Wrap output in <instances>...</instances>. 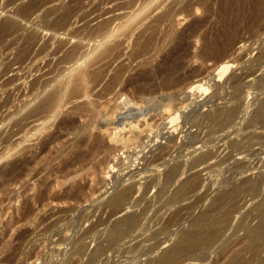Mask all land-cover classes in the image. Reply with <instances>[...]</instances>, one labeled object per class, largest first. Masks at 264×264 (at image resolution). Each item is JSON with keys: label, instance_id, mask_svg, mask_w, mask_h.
Instances as JSON below:
<instances>
[{"label": "rangeland", "instance_id": "1", "mask_svg": "<svg viewBox=\"0 0 264 264\" xmlns=\"http://www.w3.org/2000/svg\"><path fill=\"white\" fill-rule=\"evenodd\" d=\"M37 1L0 0V19L3 20L7 15L14 16L19 23H29V26L42 29L55 16L57 17L58 13L61 14L68 8L71 10L72 20L76 19L71 36L92 43L100 38V34L98 32L95 34V31L91 32L89 29L92 24L90 18H93L92 15L102 13L105 8L112 7L119 0H39L38 3ZM149 1L140 0L139 3V0H133L116 10L114 14L122 11L127 16L136 11L139 4L141 7ZM160 1H164L165 5L176 2L171 7L169 16L158 24L157 44H161L160 36L163 33H185L191 22L202 20L197 32L186 38L190 55L183 58L178 67L171 71L173 74L165 72L163 69L165 66L162 65L163 57L172 45L171 42L161 47L160 52L159 49L155 50L156 48L150 50L144 58L123 55L118 63L101 71V79L98 83L87 80V93L72 91L69 86L61 109L43 133L45 136L43 134L31 136L33 130L31 123L28 122L38 118L47 119L49 114L53 113L47 108L36 110L39 104L37 100L40 102L46 88L61 80L66 73L65 66L71 64L77 55L69 57V60L68 57H63L60 51L53 55L51 52H54V44L43 46L39 42L29 45L26 56L18 61L14 52L23 46L22 40H14L15 36L9 35L0 44V157L14 149L12 153L9 151L7 156L0 159V173H2L0 174V264H152L167 244L175 240L182 231L187 230L200 213L210 209V203L218 193L234 185H240L246 178L257 180L259 189L240 194L242 196L238 200V205L231 212L223 228L225 242L213 245L205 252L198 250L190 252L175 264H221L235 252L245 259H250V264H264V260H261L264 259V250L248 247L245 232L246 225L253 226L258 223L259 218L256 216L258 210L255 206L264 201V121L259 118L252 120L253 116H251L258 103L264 99V22L256 31L243 26L238 28L241 32H237L236 52L229 57L232 66L219 81H214L211 75L215 73V68L220 62L213 58L200 61L196 58L191 59L190 56L196 52L200 44L198 35L205 30L214 31L218 22L221 23L219 0ZM43 2L44 5H40ZM24 4L33 8L29 6L23 11ZM52 6L55 7L54 11L51 9ZM180 8L183 12L178 11ZM184 8L189 10L186 11ZM43 11L50 15L46 16ZM188 11L192 13L188 14ZM108 15L104 14V16ZM226 19L224 16V21ZM222 23L226 24V21ZM53 28L54 26L50 25L49 29ZM186 28L187 31H184ZM36 46L39 48L37 49ZM155 51L157 52L154 54ZM258 54L260 60H256ZM145 58L148 61L142 63ZM67 60L70 62L68 63ZM141 63L144 65H140ZM119 64L127 66L119 67ZM116 67L119 72L115 71ZM164 72L165 74H162ZM167 74L173 75L171 76L173 79L169 76L170 81H173H171L172 86L163 85L162 80L168 77ZM228 74L229 76L234 74V77L226 78ZM236 77L238 85L235 86L233 80ZM138 81H141V84H137ZM190 83L202 84L204 87L203 90L194 92L196 98L195 95L188 97L182 92ZM108 84L110 91L109 88H105ZM86 99H90L91 102L88 103ZM166 102L173 106L169 109L163 107ZM221 103L238 106L235 118H232L230 123L214 124L200 114L215 106H222ZM29 109L32 111L30 112ZM174 110L177 118L172 121ZM95 112L98 113V122L102 124H106L104 121L109 123L110 117H114L113 120L116 118L115 122L117 120L118 123L121 122L124 130L120 134L123 137H119L121 141L118 140L119 144L116 142L115 146L114 141V143L110 142L111 147L106 152V161L99 166L101 169L97 170L96 175L89 172L82 177L75 175L72 172L74 168L69 167L77 151V147L69 142L76 133V131L71 132L73 129L78 130L81 124L78 119L83 120V124L89 114ZM28 114L36 115L27 117ZM72 114L75 116L72 117ZM100 115L105 116L106 119ZM130 123L136 128L135 131L131 129ZM76 124L78 127L75 126ZM129 125L130 130L127 129ZM125 134L128 136L126 137ZM28 135H30L28 139L24 140ZM52 136L54 138H51V143L42 147V140ZM140 142H142L140 146L144 147L137 144ZM72 146L74 149L71 148ZM161 148L164 149L165 155L154 159L153 154ZM208 151L213 156L210 153L205 163L190 165L197 153ZM67 153L72 154L73 157ZM23 159H28L29 163L23 165ZM111 163L113 169L117 171L115 169L109 171L107 167ZM177 164H181L182 167L185 165L184 171L182 170L173 181L166 183L165 173ZM11 166L16 167L14 172H11L9 168ZM37 169L40 172L36 171ZM68 170H71L70 174ZM105 171L111 175V178L106 179V182H109L107 185L100 179ZM194 171L200 175L198 184L186 193L183 200L179 198L177 202L175 199L171 202V192L174 191L176 183L185 180ZM184 173L188 175H185V178H183ZM148 182L149 185H146ZM129 183L134 184L131 196L117 209L109 206L106 200L110 192L114 191L115 187L119 189ZM107 187H110L111 191L105 194ZM125 211L139 217H137L138 228L136 225L133 228L135 230L126 232L116 240L106 239L105 234L112 229ZM80 247L82 250H79Z\"/></svg>", "mask_w": 264, "mask_h": 264}, {"label": "bare ground", "instance_id": "2", "mask_svg": "<svg viewBox=\"0 0 264 264\" xmlns=\"http://www.w3.org/2000/svg\"><path fill=\"white\" fill-rule=\"evenodd\" d=\"M38 1H37V3H38ZM132 1L133 0H119L112 7L110 6V8H107V9L105 8V10H103L102 13H100L96 16L92 15L93 18H90L92 24H90L89 29L91 30V32L95 31L94 32L95 34H96V32H98L100 34V38H98V40H94L95 42H92V43H90L88 41H82V39H80V38L74 39L73 36H71V33H73L72 28L76 24V19L72 20L73 19L72 13H71V10L68 8H66L61 14L58 13L59 15L57 14V17L55 16V18H53V20L50 21V23H48L46 25V27H44L42 29H39V27L36 28L33 26H29V23H19L18 20H16V18H14V16L11 17V16L7 15L8 17L7 16H6V18L4 17L3 20H2V18L0 19V20H2L0 22V44L3 43V40H5V38L9 35H14L15 36L14 40L20 39L23 41V46H21L17 52L16 51L14 52V55L16 56L17 60L19 59L18 61H20V59H22L23 57L26 56L29 45L37 44L39 42L42 43L43 46H47L49 43L54 44V47H55L54 52H51V53H53V55L56 52L60 51V52H62L63 57H68V60H69V57H74L77 55V58L71 64H69L68 66H65V69H66L65 72L66 73L63 75L61 80H58V82L55 81V82H57L55 85L51 86L48 89L46 88L45 94L43 93L44 95L40 99L41 101L39 102L37 100V102L39 104L37 105L36 110L37 109L42 110V109L47 108L49 110H52L53 113L49 114V117L47 119L39 120V118H38V119L30 120L28 122V123H31V129L33 130V132L30 133L31 136L32 135L40 136L45 132L47 125L50 124L49 122L54 117H56V115H57L56 113L61 109L62 104H63L62 102L64 101L63 98H64L67 90H69L68 89V88H70L69 86H71L72 91H76V92L81 91L84 94L87 93V80L89 79L95 83L96 82L98 83V81H100V79H101V73L103 72L102 70H105L107 68L112 67L114 65V63H118L119 59L123 55H127V56L133 57V58L134 57L136 58L139 56H140V58L141 57L144 58V56L148 52H150V50L156 48L155 50L159 49L158 51L160 52L161 47H163L167 42H171L172 45L169 47L167 54L164 57L162 56L163 57L162 65L165 66V68H163V69H165V72H167L168 74L173 69H175V67H178V64L181 63L180 61H182L183 58L188 57L190 55L189 44H188L186 38L188 36L194 35L197 32V30L202 25V20H194L193 22H191L187 27L188 31H187V28H186V30H184V31H187L185 33L182 32L180 34H174V33L170 34V32H166V33L162 32L163 34H162V36H160V37H162L160 39L161 44L158 43L159 44L158 45L156 43V39H159V37L157 38V34H159L158 24L162 20H164L165 18H167L169 16L171 7H173V5L175 4L176 1L173 0L174 1L173 3L172 2L169 4L166 3L167 5H165L164 1L150 0L148 3L142 5L141 7H140L141 4H139V8L136 11L131 12L127 16H125V13L122 11H118L117 13L114 14V12H116V10L123 7V5L129 4ZM210 1H209V3H210ZM26 2H27V0H26ZM44 2H43V4H40V5H44ZM139 3H140V0H139ZM191 3L194 4L193 2H191ZM196 3H197V1H196ZM218 3L220 5L219 6L220 7V17L222 16L221 23L218 22V26L215 27L214 31L205 30L200 35H198L200 44H199L196 52L190 56L191 59L196 58V59H199L200 61H205L207 59L213 58L216 61L220 62L218 67L215 68L216 69L215 73H213L211 75V78L214 81H219L220 78L228 70H230V67L232 66V64L230 63L229 57L236 52L235 44H236V40L238 39L237 38V32H241L240 29L238 30V28L243 26V27L248 28L252 31H256L259 27H261V24H263V22H264V0H219ZM88 4H84V5L87 6ZM98 4H99V2H98ZM184 5H185V2H184ZM29 6H27V5L25 6V4H24V7L22 8L23 11L24 10L26 11L29 8ZM99 6H100V4H99ZM177 6H179V5H177ZM189 6H190V3H189ZM207 6H208V4H207ZM52 7L53 8H51V9H53V11H54L55 7L54 6H52ZM95 7H97V6H95ZM187 7H188V5H187ZM31 8H33V7H31ZM210 8H209V10H211ZM62 9H64V8H61V10ZM89 9H93V8H89ZM186 9L187 8H184V10H186ZM99 10H100V8H99ZM179 10H181V11H179ZM187 10H189V9H187ZM178 11L183 12V10L181 8L178 9ZM43 12L46 13V11H43ZM190 12L192 13V11H188V14ZM17 13L18 12H16V14ZM105 13L109 14V15L104 16ZM184 13H185V11H184ZM9 14H10V12H9ZM20 14H22V13H20ZM45 15L47 16L48 14L46 13ZM224 16L227 18L225 20L226 24L222 23V22H225ZM15 17H16V15H15ZM216 17H218V15H216ZM117 19H119V20L116 21ZM36 20H38V19H36ZM43 20H45L44 17H43ZM203 21H205V20H203ZM214 21H215V19H214ZM171 24H172V22H171ZM50 25L54 26V28L49 29ZM166 27H167V24H166ZM169 29H170V27H169ZM163 31H164V29H163ZM167 31H169V30H167ZM94 33H90V34H94ZM77 35H79V34H77ZM160 40H158V41H160ZM169 45H170V43H169ZM38 48L39 47H37V49ZM36 51L37 50H35V52ZM156 52L157 51H155L154 54ZM33 55H34V53H33ZM147 59L149 60V57ZM147 59L144 61L142 60L141 62L146 63V61H148ZM256 60H260L259 54H258V57H256ZM54 61H55V58H54ZM67 61H65V62H67ZM69 62L70 61H68V63ZM149 62L151 63V61H149ZM52 63H54V62L52 61ZM142 63L140 65L143 66L144 64H142ZM122 66L126 67L127 65L119 64V67H122ZM115 71L119 72V69H117V67H116ZM161 72H163V71H161ZM165 72L162 74H165ZM112 73H113V71H112ZM168 74H167V76H168ZM171 74H173V73L171 72ZM149 75L151 76L152 74H149ZM160 75H161V73H160ZM233 75L231 74V76H229V74H228V76L226 78L230 79L231 77H234ZM113 76H114V74H113ZM169 76L162 80V82L164 81L163 85L172 86L173 81L172 80H171L172 82L170 81ZM171 76H173V75H171ZM143 77H145V76H143ZM148 78H149V76H148ZM236 79H237V77L235 78V80L232 79L235 82L234 83L235 86L238 85V82L236 81ZM174 80H176V79H174ZM176 82H177V80H176ZM139 83L141 84V81H138L137 84H139ZM143 84H145V83H143ZM149 85L150 84H148V86ZM41 86H43V85H41ZM146 86H147V83H146ZM109 87L110 86L108 84V86L105 88H109ZM44 89H45V87H44ZM201 89L202 90L204 89L202 84L190 83V85L188 87H186V89L182 92L185 93L187 96L188 95H195L194 98H196L197 95L194 94V92L201 90ZM101 90L103 91V89H101ZM145 90H146V88H145ZM109 91H110V88H109ZM182 92H181V94H183ZM103 93H106V92L103 91ZM79 94H81V93H79ZM65 98H66V96H65ZM69 98H71V95L69 96ZM88 101L91 102L90 99L87 100V102ZM169 102H170V100H169ZM169 102L164 103L163 107L169 109L171 106L170 105L171 102L170 103ZM82 103H83V100H82ZM222 104L224 105V103H221V105ZM258 104L259 105H257L256 110L254 109L255 110L254 114L251 115V116H253L252 120L259 118V119H261V121L262 120L264 121V99L261 102H259ZM24 105H25V103H24ZM226 105H228V107H224ZM226 105H224L223 107L219 106V105H218V107L215 106L213 109L206 110L205 112L200 113V114H203L204 118H206L207 120H209L212 123L214 122V124L230 123L232 121V118H235L234 115H235V112H236L238 106H237V104H234L232 106H231V104L230 105L226 104ZM163 107H162V109H163ZM85 108H87V107H85ZM136 109H138V108L136 107ZM18 111H17V113H19ZM24 111H26V110H24ZM29 111H30V109H29ZM165 111H166V109H165ZM35 112L36 111H34V113ZM96 112H95L96 115L95 114H89V117L87 118L86 122H84L83 124H82L83 120L81 121L80 119H78L81 124L79 125V127H78V124L75 125L78 127V130L74 126V128L76 130L73 129V132H71V133H74L75 131H76V133H74L73 140L70 139L71 142L68 141L69 144L70 143L72 145L74 144V146L77 147V148L75 147L77 149V151L75 152L74 157L72 155V154H74V151L72 154L67 153L69 155H72L71 157H73L71 164L70 163H67V164L71 165V166L69 165V167L74 168V169H72V172L75 173V175H79V176L82 175V177L89 172L90 173L92 172L95 175L97 174V170L101 169V168H99V166H101L102 163L106 161V158H107L106 152L111 147L110 142L114 141L115 142V143L113 142L114 146L118 140H119L118 142H120L121 139H119V137L122 136L120 133L124 130V126L121 125V122L118 123L117 122L118 120L115 122L114 120L116 118L114 120L112 119L114 117H110L113 121H111L110 118H107V120L110 119V122L108 123V121L107 122L104 121L106 123V124L103 123L104 125L101 122H98V117H97L98 113H96ZM175 112L176 111L174 110V113ZM21 115H22V113H21ZM34 115H36V114H28L27 117L34 116ZM73 115L75 116V114H72V117H74ZM131 116H133V115H131ZM101 117L105 118V116H101ZM106 117H108V116H106ZM125 117L126 116H124V118ZM21 118L23 120V116ZM126 118H128V117H126ZM176 118H177V115L175 113L171 117V120L173 121ZM66 121H68V120H66ZM135 122L136 121L133 122L134 126L137 125V124H135ZM69 123H71V122L69 121ZM131 123H130V125H131ZM1 124H2V122H1ZM21 124H23V123H21ZM21 124H19V125H21ZM110 124L112 126H110ZM58 125L59 124H57V126ZM125 125H126V123H125ZM130 125H129V127L127 126V129L130 128ZM134 126H132L131 129H133L135 131L136 126L135 127ZM8 127H9V125H8ZM13 127H15V126H13ZM125 129H126V127H125ZM128 130H130V129H128ZM27 131H28V129H27ZM171 131H173V129ZM130 133L132 134V132H130ZM138 134H140V133H138ZM138 134H136L135 137H137ZM30 135L25 136V139L24 138L23 139L27 140ZM7 136H9V135H7ZM7 136H4V137H7ZM43 136H45V135L43 134ZM127 136L128 135H126V137ZM132 137H133V140H135L134 135H132ZM132 137H131V139H132ZM51 138H54V137L52 136V137H49L45 140H42V144H41L42 147L51 143V140H52ZM71 138H72V136H71ZM129 139H130V137H129ZM123 141L128 142L130 140H123ZM0 142H1V139H0ZM127 142H125V143L127 144ZM142 142H140V144L139 143H137V144L140 146ZM121 144H123V143H121ZM27 145H29V144H27ZM25 146H26V144H25ZM35 147H36V145H35ZM140 147H144V146H140ZM71 148L74 149L73 146ZM15 150H16V148H15ZM9 151H7L5 154H3L0 157V159L4 156H7L9 154ZM11 151H14V149ZM210 153L211 152H209V151L197 153L192 158L190 165L192 166V165H197L199 163L201 164L205 160L209 159L208 156ZM164 155H165V151L163 148H161V149H158L153 154V158L159 159V158H162ZM211 155H212V153H211ZM69 157L70 156H68V158ZM71 157H70V159H71ZM68 158H66V159H68ZM115 158L118 159V157H116V155H115ZM113 159L114 158L112 157V161H113ZM67 161H69V160H67ZM109 161H111V159ZM28 163L29 162L27 159V160H24V162L22 164L26 165ZM106 165H107V163H106ZM112 165L113 164L111 163V165H109V167H107V168H109V171L111 169H113ZM116 165H114V167ZM184 166L185 165H183V167ZM24 167L25 166H23V168ZM183 167L181 166V164H177V165L170 167L168 169V171L165 173L164 181L166 183L173 181V179L176 176H178V174L184 169ZM9 168L11 169V172L12 171L14 172L16 167L11 166ZM35 168H36V166L34 167V169ZM105 169H106V166H105ZM36 171H38V169ZM68 171L70 174L71 170H68ZM115 171H117V169H115ZM38 172H40V171H38ZM73 173H71V174H73ZM185 173L183 174L184 175L183 178H185V175H187ZM0 174L2 175V173H0ZM69 174L67 173V175H69ZM102 174H103V176H102ZM102 174L100 176L101 177L100 179L102 181H104L106 185L109 184V182H106V179L111 178V175L108 174V171L107 172L105 171ZM199 176L200 175L194 171L192 174H189V176L185 180L179 181L180 183L178 181H177L178 183H176V181H175L177 187L175 185V189H173L174 191L171 192L172 193V195L170 197L171 200L170 199L169 200L171 202H172V200L174 201V199L177 202L179 198H181L183 200V197L185 198L186 193H188V191H191V189L194 188L198 184V182L200 180ZM117 178H118V175H117ZM110 180H112V179H110ZM113 181H115V180L113 179ZM131 183H133V182H131ZM146 185H149V182ZM112 186H113V184H111L110 187H112ZM110 187L105 188L106 189V191H104L105 194L109 193L108 191L110 190L109 189ZM228 188H226V189H228ZM113 189H114V187H113ZM258 189H259V182L257 180H252V179L246 178L243 180V182L240 185H234L231 188H229L228 190H224V191L218 193L215 196V198L211 201L210 209H208L205 212L200 213L187 230H184L179 235H177L176 236L177 238L175 240L172 239L173 241L170 244H167L163 248L162 253L160 255H158L157 258H155L153 260L152 264H175L178 260H180V258L184 257L185 255L187 256V254H189L190 252L192 253V252L197 251V250L200 252H205L213 245L223 244L225 242V237L223 236V228H224L227 220L229 219L231 212L238 205V200L242 196L240 194L245 192V191H248V190L255 192ZM133 191H134V184H130V183L128 185H124V186L119 187V189H116V187H115V190L110 192V195L108 196V198L106 200V203L109 206H111L112 208L117 209L131 196ZM257 203L259 204V202H257ZM256 207L258 210L257 211L258 215H256V216H258L259 221L255 225L253 224V226L252 225H250V226L246 225V227H245V232H246V237H247L246 245L250 248H261L262 250H264V201L261 204H259L258 206H255V208ZM145 208H147V206ZM124 213L121 215V218L115 222L116 224L112 227V229L105 234L106 239L112 241V240H116L118 238H121L122 236H124V234L126 232L127 233H128V231L131 232V230L137 225V222H138L137 217L138 216H135L132 213H127V212L125 214ZM137 228H138V225H137ZM133 230H135V229H133ZM102 238H103V236H102ZM79 250H82V247H80ZM261 260H264V259H261ZM150 262H151V260H150ZM250 263H251L250 259H245L238 252L237 253L235 252V253L231 254L229 257H227L225 259V261L221 264H250ZM3 264H5V263H3Z\"/></svg>", "mask_w": 264, "mask_h": 264}]
</instances>
